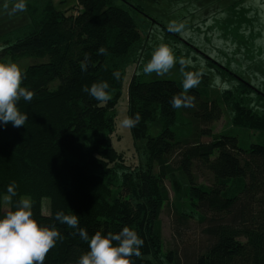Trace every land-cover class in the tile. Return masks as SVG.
<instances>
[{"label": "trees", "instance_id": "1", "mask_svg": "<svg viewBox=\"0 0 264 264\" xmlns=\"http://www.w3.org/2000/svg\"><path fill=\"white\" fill-rule=\"evenodd\" d=\"M25 3L30 23L2 39L0 61L4 56L29 59L21 86L35 95L17 104L28 116L23 127L0 123V218L8 212L2 210L1 195L15 182L9 211L27 196L33 218L64 237L44 264H77L89 251L75 229L55 219L60 211L77 215L89 239L97 231L134 230L144 241L141 255L131 258L134 264H264V145L245 150L236 134L211 129L227 107L234 127L264 133V108L258 114L252 107L254 88L241 82L221 98L193 88L187 94L195 96V107L175 109L170 101L183 92V83L142 82L134 74L127 115L140 114L130 134L144 143L135 147L140 165H126L112 144L114 109L125 69L140 51L132 10H143L131 0H77L71 14L56 9L52 0ZM100 47L106 55L98 53ZM85 53L90 61L81 71ZM102 81L112 97L106 104L82 90ZM259 100L264 101L261 93ZM151 126L156 135L149 133ZM204 172L211 177L208 186L198 182ZM177 176L186 183L184 195ZM167 180L177 192L173 201ZM241 180L240 189L230 193L231 183ZM43 199L49 201L48 215L42 214ZM165 207L172 213L166 250L160 219ZM194 225L197 236L190 233Z\"/></svg>", "mask_w": 264, "mask_h": 264}, {"label": "rangeland", "instance_id": "2", "mask_svg": "<svg viewBox=\"0 0 264 264\" xmlns=\"http://www.w3.org/2000/svg\"><path fill=\"white\" fill-rule=\"evenodd\" d=\"M27 0H25L26 2ZM143 10H132L140 33V51L135 62L125 69L123 89L116 113V130L113 135V147L122 152L129 166L140 165L137 147L144 142L133 141L130 129L122 128L120 121L127 115V89L134 74L142 82L155 80H170L183 83L179 60H190L191 64L185 67V72H201L200 84L195 88H205L210 96L221 98L225 90L238 86L241 82L254 88L251 92L255 112L261 113L264 101L259 100V93L264 95V0H131ZM19 0H0V50L5 46L2 39L11 36L16 30L26 27L30 21L27 11H14ZM56 9L68 11L70 14L77 5V0H52ZM75 14V13H74ZM179 36L172 37L167 31L171 27ZM160 44H167L173 49L177 58L176 65L165 75L156 73L145 75L143 68L151 59L154 50ZM0 63H16L23 70L29 64V59L22 57L4 56ZM219 78V80H217ZM227 85V87H225ZM128 116V115H127ZM232 111L226 107L225 115L211 125L213 133L227 132L236 134L239 146L248 149L251 144L264 145V133L259 130L250 131L246 128L234 127L231 122ZM183 123V121H181ZM181 125V124H180ZM187 131V127L182 128ZM151 135H156L155 126L149 129ZM202 140L207 141V138ZM143 163V161L141 162ZM181 195L187 189L183 179L177 176ZM210 175L204 172L198 179L199 184L210 185ZM243 180L231 183V192H237ZM170 201L177 195L171 181H166ZM2 210L9 211V205L3 202ZM22 198H29L23 196ZM175 202V201H174ZM49 201L42 200V214L48 215ZM171 210L165 207L160 215L162 222L163 249L171 239L170 220ZM193 236L199 234L194 225L190 232Z\"/></svg>", "mask_w": 264, "mask_h": 264}, {"label": "clouds", "instance_id": "3", "mask_svg": "<svg viewBox=\"0 0 264 264\" xmlns=\"http://www.w3.org/2000/svg\"><path fill=\"white\" fill-rule=\"evenodd\" d=\"M26 8L25 0H19L13 10L26 11ZM170 30L179 29L173 26ZM97 51L100 55L107 54V49L104 47H100ZM89 61L90 57L85 53L84 60L80 63L81 71H87ZM176 63L177 58L173 49L167 44H160L145 64L143 73L163 76ZM179 64L181 74L184 76L183 92L174 95L170 103L175 109L192 108L195 107L196 98L187 93L200 84L202 73L184 71L185 67L191 64L190 60L181 58ZM113 75L118 78L117 73ZM25 78L26 75L18 64L0 63V123L11 124L15 128L25 125L28 116L19 110L17 104L21 99L30 102L35 95L33 91L21 86ZM108 89L109 84L102 81L92 84L90 88L85 86L82 90L94 100L106 104L112 98ZM140 119L139 113L134 117L126 115L120 121V126L131 129L140 122ZM16 187L15 182L7 187V194L3 197L5 204H12L13 197L17 195ZM32 206L33 202L30 198H21L15 205V211L10 210L0 218V264H44L48 252L56 246L58 240L64 239L54 226H41L33 218ZM55 219L75 229L76 232L73 234H78L88 243L89 251L81 255L77 264H134L131 258L141 255L140 248L144 241L129 227H124L117 234L111 232L102 234L97 231L89 239L86 229L79 227L77 215H66L60 211L55 214Z\"/></svg>", "mask_w": 264, "mask_h": 264}]
</instances>
